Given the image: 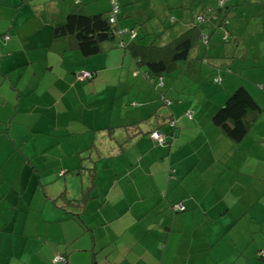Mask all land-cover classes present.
I'll return each mask as SVG.
<instances>
[{
    "label": "crops",
    "instance_id": "1",
    "mask_svg": "<svg viewBox=\"0 0 264 264\" xmlns=\"http://www.w3.org/2000/svg\"><path fill=\"white\" fill-rule=\"evenodd\" d=\"M108 4L0 0V264H53L58 254L66 256L63 264H264L256 259L258 254L264 257V229L257 235L247 227L250 220L264 218L263 187L240 189L234 234H194L179 226L182 221L206 224L204 220L231 209L225 181L233 171L250 167L258 173L262 168V154L254 158L244 147H264V117L241 143L233 142L212 122L233 84L222 80L219 93H204L189 104L160 112L159 105L151 108V84L144 69L123 48L84 56L54 41L53 26L67 13L94 14ZM208 7L211 4L200 6L199 14ZM147 10L158 13L150 2ZM170 20L168 31L174 37L191 19L178 20L173 14ZM156 24L144 25L153 31ZM224 50L219 43L200 44L188 60L163 74L155 92L169 97L184 75L194 80L206 69L216 74L208 56L214 59ZM202 55L208 59L200 64ZM83 69L93 71L94 77L76 80L75 73ZM123 69L131 72L124 76ZM119 86L131 94L132 103H144L129 109L127 120L116 116ZM252 92L264 109V91ZM87 106L93 110L85 116ZM154 130L167 137L160 147L151 136ZM87 150L93 154L95 171L89 169L90 161L81 160ZM35 163L45 168L38 171ZM18 176L20 192L11 194L2 180ZM214 182H221L218 208L199 209L197 186ZM63 191L70 199L87 195L76 204L61 198ZM257 198L260 203L254 204ZM177 204L182 208L175 209Z\"/></svg>",
    "mask_w": 264,
    "mask_h": 264
},
{
    "label": "trees",
    "instance_id": "2",
    "mask_svg": "<svg viewBox=\"0 0 264 264\" xmlns=\"http://www.w3.org/2000/svg\"><path fill=\"white\" fill-rule=\"evenodd\" d=\"M228 1L226 0L224 4L220 5L219 0H216V5L206 8V11L200 9L202 14H199V11L196 12L183 32L170 37V31L168 30L171 26L167 28L165 23L156 25L153 31L147 29L142 22L139 23L138 27L134 24L135 26L123 29L117 16L120 9L119 2L118 0H110L108 9L104 11H98L94 14L79 11L67 13L61 21L54 24L53 37L54 41L62 42L64 49L68 47L76 48L84 56L105 52L111 48H123L125 53L129 54L135 61L137 67L144 69L143 75L149 80L151 86L153 85L159 90L163 74L173 71L178 62L188 60L191 51L198 48L200 44L208 46V43H210L209 37L216 29L222 30L223 35L220 36L219 43L225 50L223 55L214 59L213 54L208 56L211 58L209 63L213 61V67L222 72L225 70L223 66L224 58L234 59L237 53L238 40L237 36H232L229 33L227 27L230 21L229 14L233 6L239 4L235 2L228 5ZM247 2L246 0L239 1L240 4H246ZM181 6L185 8L184 3ZM128 16L129 14H126V17ZM205 26L210 29L209 33L203 28ZM230 41L232 42L229 43ZM232 44H235L234 47L236 48L232 47ZM207 59V55H202L201 63H206ZM200 64L196 62V65ZM226 70H230L229 65ZM81 71L88 70L83 69L75 73V79L78 81H89L94 77L93 71H88L90 75L79 79L77 74ZM199 75L200 73L196 78ZM222 80L220 74L213 77V81L216 83H221ZM252 93L244 84L237 85L212 116L213 124L220 129L225 137L233 142L241 143L264 112L263 107L255 100ZM156 94L157 97L159 96L164 100L165 104L170 105L172 103V100L166 97L164 93ZM136 106L140 107L141 104ZM170 125L174 126L175 122L170 123ZM162 134L165 137L164 143H160L152 136L153 140L159 145L166 142L167 137L164 133ZM262 138H264V133ZM86 152L81 160L90 161L91 166L89 169L95 171L93 154L88 150ZM91 175H93V172ZM65 194V191H63L59 196L69 202L80 204L84 201L85 197L83 196H86L87 192H84L80 199H70ZM65 261L66 256L64 254L55 255L52 259L53 264H63Z\"/></svg>",
    "mask_w": 264,
    "mask_h": 264
},
{
    "label": "rangeland",
    "instance_id": "3",
    "mask_svg": "<svg viewBox=\"0 0 264 264\" xmlns=\"http://www.w3.org/2000/svg\"><path fill=\"white\" fill-rule=\"evenodd\" d=\"M128 1L130 0H118L120 9L117 13V16L120 21V26L123 29H128L131 26L135 25L138 27L140 22L146 25V23H148L149 21H156V25H158L162 23L161 20L163 18L165 19V25L169 27L172 25L170 18L173 14L176 18H178V20L181 18V16H184V18L186 19H191L194 17V14L198 11L200 6H202L203 8V6H205L206 4H211V6L216 5V0H135L131 1L130 4L127 3ZM233 1H235L236 4L239 5L233 6L229 14L230 21L227 28L232 36H237L238 40L237 53L235 54L234 59L229 57L224 58L223 66L225 70H223L222 72H220L219 70L216 74H213V72H210L208 69H206L204 73L200 74L199 77L194 80H192V77L184 75L181 80L173 86V91L169 95V99L172 100L173 105L165 104L164 100L159 96L155 100L154 96H156V93L159 92H155L157 88L152 85L150 91H148V93H150V95L152 96L151 108L159 105L161 109L160 112H162V109H171L175 105L182 106L185 104H189L193 102V100L201 98L204 93H219L223 86H220V83H216L213 81V77L219 74L223 79V84H233V88H229V94L239 84H244L251 91H255V89H261L262 91H264V0H258V2H254L253 4H240V0ZM102 2L105 3V0H102ZM149 2L154 7V10L158 13H153L147 10L149 7ZM182 3L185 4L186 9L180 6ZM126 14H129V16L126 17ZM221 31L222 30L219 29L213 31V33L209 37L210 43L220 42V36L223 35ZM231 42L232 41H230L229 43ZM234 45L235 44H232V47H234ZM228 65L230 69L229 71L226 70V67ZM129 72H131L130 69H123L124 76L129 74ZM116 91L120 96L118 99V103H116V105L119 107L116 111V116L118 115V117L120 118L119 120H127L130 118L131 114V110L129 109H132L133 107L136 109L137 107H139L136 105H143L144 103H142L141 101H134L135 104H133V97L130 93H127V89L123 86L117 87ZM89 108L93 110V108L90 106H87V109L84 108L85 110L83 109V111L85 112V116L92 113ZM112 109L113 106L110 110ZM262 117H264V114L259 117L258 121ZM160 146L162 145L156 144V147ZM90 148L95 149L96 146H91ZM244 148H246L245 150H247L248 155L254 158L259 159V154H262L261 160H263V162L260 161V163L262 164V168L258 173L249 171L251 169L250 167L247 168L248 171H233V174L230 176V178L225 181L223 187L225 190L227 189L229 191V194L231 195V198H228L231 209L225 211V213H222L221 215L213 217V219L210 220H204L202 218V220L208 222L206 224L200 223L198 225H195L193 223L188 224L186 221H182L181 223H179L180 227L184 228L186 226L185 229L194 234L207 233L212 235L219 233L222 234L224 231L228 234L231 231V233L234 234L233 228L234 225L238 222H232L235 219V214H239L240 212L239 210L236 211L235 206L237 202L235 201V198L239 194H241L243 186L246 188L247 192H253L256 190L258 191L259 187L264 188V147L260 149L255 147L252 143V145L246 144ZM153 149V152L156 153L157 148L155 149V145L153 146ZM48 162L50 163V160ZM11 164L13 165V163ZM35 164V168L38 171H41L42 168H45V164L43 163H41V166H38V163ZM195 168L196 171H198V165H195ZM32 172V177L35 181H38L37 172L33 170V168ZM2 181L7 185V187H10L9 192L11 194L20 192L19 176L12 181L8 180L10 182L6 181L7 183L4 180ZM24 185L25 182H22L21 186L24 187ZM217 188L219 189V193L217 191ZM197 192L201 197V205L199 209H203L204 207L214 209L218 208L217 202L220 198V192L222 193L221 182H214L213 184L201 183L197 186ZM243 198L246 200L248 199L245 196ZM249 199L252 200V198ZM259 203L260 198H257L254 204ZM32 208L33 207H31V210ZM181 208L182 205H180L179 209ZM252 208L251 212L254 213ZM261 214L264 216V208L262 209ZM251 221L253 220H250L248 222L247 227L256 229L255 233L257 235H260V230L264 229V218L263 220L258 219L257 222ZM244 225L245 222L243 226ZM261 236L264 238V235L261 234ZM228 238L227 243H229ZM262 245L264 246V241ZM259 256L261 257V255L258 254L256 256V259L258 261H264V257L260 258Z\"/></svg>",
    "mask_w": 264,
    "mask_h": 264
},
{
    "label": "built area",
    "instance_id": "4",
    "mask_svg": "<svg viewBox=\"0 0 264 264\" xmlns=\"http://www.w3.org/2000/svg\"><path fill=\"white\" fill-rule=\"evenodd\" d=\"M225 1L226 0H219V3H220V5H222V4H224L225 3ZM114 2V1H113ZM114 5H115V3H114ZM113 5V6H114ZM88 75H90V73L88 72V71H81V72H79L78 74H77V77L79 78V79H82V78H84V77H86V76H88ZM187 115L190 117V113H187ZM173 122L174 121H171V124H173ZM152 136H153V138L154 139H157L160 143H164V140H165V137H164V135L160 132V131H153L152 132ZM180 208V205L179 204H177L176 206H175V209H179ZM58 258V257H57Z\"/></svg>",
    "mask_w": 264,
    "mask_h": 264
},
{
    "label": "clouds",
    "instance_id": "5",
    "mask_svg": "<svg viewBox=\"0 0 264 264\" xmlns=\"http://www.w3.org/2000/svg\"><path fill=\"white\" fill-rule=\"evenodd\" d=\"M170 123H171V121H170Z\"/></svg>",
    "mask_w": 264,
    "mask_h": 264
}]
</instances>
